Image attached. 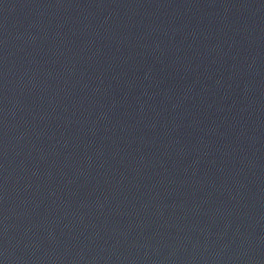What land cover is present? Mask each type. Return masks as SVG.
I'll use <instances>...</instances> for the list:
<instances>
[{
    "label": "water",
    "instance_id": "water-1",
    "mask_svg": "<svg viewBox=\"0 0 264 264\" xmlns=\"http://www.w3.org/2000/svg\"><path fill=\"white\" fill-rule=\"evenodd\" d=\"M0 264H264V0H0Z\"/></svg>",
    "mask_w": 264,
    "mask_h": 264
}]
</instances>
